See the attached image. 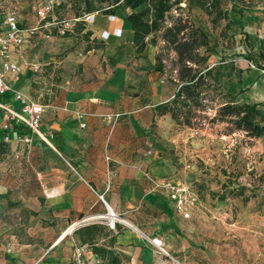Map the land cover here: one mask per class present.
<instances>
[{"label":"crops","instance_id":"crops-1","mask_svg":"<svg viewBox=\"0 0 264 264\" xmlns=\"http://www.w3.org/2000/svg\"><path fill=\"white\" fill-rule=\"evenodd\" d=\"M53 1L35 36L10 52L20 66L12 86L45 106L40 130L48 142L0 109V135L11 137L0 142V264H69L73 241L88 248L89 264H108L93 248L117 256L118 264L158 263L161 257L137 214L144 204L175 212L150 179H164L169 172L168 160L155 154L152 143L174 125L158 106L170 102L180 84L168 85L135 50L127 17L146 0H120L110 13L96 10L93 22L78 19L66 35H58L54 23L74 20L75 14L68 3L60 12ZM224 3L231 28L243 25L249 45L264 54V0ZM17 17L23 26L38 23L35 10ZM243 73V88L264 84L252 70ZM244 97L252 103L251 95ZM0 101L19 107L9 93ZM5 123L8 130L2 129ZM107 212L119 218L114 228L100 219ZM81 217L92 221L65 234Z\"/></svg>","mask_w":264,"mask_h":264},{"label":"rangeland","instance_id":"rangeland-1","mask_svg":"<svg viewBox=\"0 0 264 264\" xmlns=\"http://www.w3.org/2000/svg\"><path fill=\"white\" fill-rule=\"evenodd\" d=\"M41 1L0 0V14L23 16ZM225 1L152 2L133 33L142 64L168 85L212 71L189 91L186 104L177 103L174 125L152 143L169 162L163 178L188 184L198 198L187 220L168 207L141 206L144 231L159 237L173 258L160 255L155 264H264V137H250L217 116L219 106L230 98L242 103L245 93L264 114V84L243 88L244 71L264 80V59L247 42L243 25L231 28Z\"/></svg>","mask_w":264,"mask_h":264},{"label":"built area","instance_id":"built-area-1","mask_svg":"<svg viewBox=\"0 0 264 264\" xmlns=\"http://www.w3.org/2000/svg\"><path fill=\"white\" fill-rule=\"evenodd\" d=\"M53 5L54 1L51 0L35 9L38 23L34 26L21 25L15 11H9L4 15H0V97L9 93L13 101L17 102L19 105L18 109L15 110L0 101V109L6 114L9 121L26 127L31 134L36 135L39 139L45 142H48V138L40 130L42 113L45 106L34 101L28 95L12 86V84L18 79L20 66L11 60L10 52L12 47L19 48L35 36L40 26L44 24L48 14L51 12ZM108 18L112 19L113 16L109 15ZM76 20L78 19L59 20L54 23V27L57 28V32L60 35H63ZM80 20L89 24L94 20V13L83 14ZM119 32V30H115L114 33L119 35ZM246 63L248 67H254L253 63L249 60H247ZM33 70L37 71L38 66H33ZM262 72L264 73V70H262ZM8 126L9 125L5 123L2 126V129L8 130ZM10 140L11 137L9 133L0 135V142H10ZM17 140L23 143H28L30 138L29 136H17ZM106 159L108 160L109 157H106ZM150 181L154 189H162L166 193L168 199L173 205L174 211L179 214L181 219L187 220L191 218L198 202V198L188 184L168 178H152ZM100 219L104 220L103 222L110 228H114L116 221L119 220L118 216L112 212H107V214L101 216ZM91 221L92 219L90 217H81L69 224L64 233L71 235L76 229ZM147 240L155 254L164 255L173 260L164 249L163 242L159 237L155 236L148 238ZM88 258V248L85 245L73 241L72 256L69 264H89ZM175 263L183 264L177 261H175Z\"/></svg>","mask_w":264,"mask_h":264},{"label":"trees","instance_id":"trees-1","mask_svg":"<svg viewBox=\"0 0 264 264\" xmlns=\"http://www.w3.org/2000/svg\"><path fill=\"white\" fill-rule=\"evenodd\" d=\"M119 1L120 0H70L69 7L74 12L76 19H80L83 14L92 13L96 10H101L104 13H110L112 6L117 4ZM161 1L165 2L166 0H146L142 10L128 15L127 20L131 24L132 30L136 31L138 29V21H142L151 3ZM63 7H67V4L59 2L56 6V8ZM67 33L68 32L65 31L63 35H66ZM259 56L264 59V54L259 53ZM211 72V68H208L205 70L204 74L200 70L198 73L191 75L185 83L179 86L170 102L158 106L160 114L169 113L171 118L176 120L177 114L175 109L178 110L177 103L186 104L189 91L191 89H195L199 81L202 80V77H204V75H210ZM217 116L220 120L227 119V122L231 123L235 130L244 131L245 134L250 137H264V114L261 112L258 104L256 103H235L234 100L230 98L228 101L219 106ZM93 251L99 254L102 258H106L108 264H118L117 256H114L111 253H107L105 255L96 248H93Z\"/></svg>","mask_w":264,"mask_h":264},{"label":"bare ground","instance_id":"bare-ground-1","mask_svg":"<svg viewBox=\"0 0 264 264\" xmlns=\"http://www.w3.org/2000/svg\"><path fill=\"white\" fill-rule=\"evenodd\" d=\"M110 214V213H109ZM111 215V214H110Z\"/></svg>","mask_w":264,"mask_h":264}]
</instances>
